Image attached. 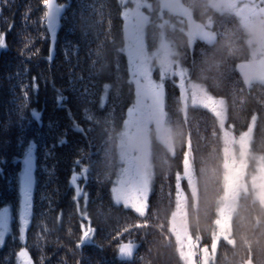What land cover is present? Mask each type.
I'll list each match as a JSON object with an SVG mask.
<instances>
[{
	"label": "trees",
	"instance_id": "1",
	"mask_svg": "<svg viewBox=\"0 0 264 264\" xmlns=\"http://www.w3.org/2000/svg\"><path fill=\"white\" fill-rule=\"evenodd\" d=\"M148 1L146 42L152 50L163 17H158L160 1ZM182 2L194 20H208L214 33L211 42L193 40L189 45L177 15L163 11L168 22L163 30L175 46L176 59L193 83L227 103L228 123L237 134L254 121L252 152L264 156V85L247 87L237 70L248 55L237 18L213 12L206 0ZM54 3L62 11L53 45L42 0H0V34H6V48L0 49V211L5 206L13 210L11 235L0 246V264H16L21 249L31 264H181L170 224L179 193L177 177L189 160L197 192L187 208L188 231L199 245H210L216 202L223 192L217 120L202 109L184 110L177 88L166 79L171 143L169 149L152 144L154 176L146 215L138 217L115 205L111 187L119 164L117 136L135 99L124 52L123 5L119 0ZM25 91L27 104L22 107ZM59 95L66 99L57 103ZM33 109L39 119L32 116ZM77 125L83 131H77ZM61 138L67 141L63 145ZM29 149L33 214L21 240L19 175ZM76 160L81 163L76 165ZM74 169L87 199H73ZM181 185L186 189L184 180ZM252 201L241 200L230 220V236L219 242L212 264H264V213ZM82 225L94 229L83 244ZM130 242L138 249L131 261H123L119 246Z\"/></svg>",
	"mask_w": 264,
	"mask_h": 264
},
{
	"label": "rangeland",
	"instance_id": "2",
	"mask_svg": "<svg viewBox=\"0 0 264 264\" xmlns=\"http://www.w3.org/2000/svg\"><path fill=\"white\" fill-rule=\"evenodd\" d=\"M159 1V18L161 15V18H164L162 13L165 10L172 14L175 13V8L163 0ZM206 1V6L213 12H229L237 18L238 24L244 33L245 45L248 48L247 61H245L246 63H240V66L241 64L252 65L255 72L253 82L250 85H245L247 87L255 83L264 85V0ZM119 2L123 5L122 16L126 43L124 52L131 82L135 87V99L117 136V162L119 164L116 178L111 187V189L115 188L116 194L128 206L117 204L111 193L113 203L124 210L131 211L138 217L146 215L154 176L152 144L159 142L166 149L170 148L168 138L172 133V129L169 125V116L165 105L166 95H164L168 83H166V78H169L178 90L184 110L190 107L202 109L208 113L211 112L219 127L220 144L222 146L221 178L223 192L216 202V216L213 221V234L210 245H199L195 240H192L188 231L187 208L190 202L191 204L195 203L197 192L194 169L189 160L185 163L186 166L184 165L185 172L177 177V191L179 193L174 214L170 221L181 264H212L217 256L219 242L221 240L227 241L230 236V220L236 214L243 198L251 197L252 202L259 205L264 213V156L252 152L251 143L254 137H252L249 130L254 128V121H251L248 129L237 134L233 125L227 123V103L221 98L218 99L212 93H208L203 85L193 83L189 79L187 69L176 59L175 46H172V41L167 38L166 32L163 30V27L167 24L166 19L162 18V23L158 24L160 32L156 40V47L150 50L146 42V27L150 23L151 4L148 0H119ZM181 6L190 13L188 7H185L182 0H179V10H181ZM171 9H174V11L172 12ZM175 14L177 19L180 15L182 16L179 22L183 24V18L186 16ZM193 22L200 23L196 20ZM207 23H209L208 20L203 24L200 23L202 25L199 27L203 26L206 29V35L211 33L213 36L212 24ZM173 28V25H169V29ZM197 30H193L194 36H198ZM185 33L188 44L191 45L194 42V39L191 38V30L187 29ZM101 98L102 101H105V94ZM30 157L29 149L26 156L21 160L18 220L19 213L23 210L24 193L27 190L30 194L34 183L33 165ZM183 180L186 189L181 185ZM12 223L13 210L11 207L5 206L0 211V224L9 227L5 239L11 235ZM125 245H135L138 249V244L135 242L126 243ZM15 263L19 264L18 257Z\"/></svg>",
	"mask_w": 264,
	"mask_h": 264
},
{
	"label": "snow or ice",
	"instance_id": "3",
	"mask_svg": "<svg viewBox=\"0 0 264 264\" xmlns=\"http://www.w3.org/2000/svg\"><path fill=\"white\" fill-rule=\"evenodd\" d=\"M4 2L6 3L7 0H4ZM42 4L44 8L46 9L43 13V18L47 22V30L50 33L51 42L54 45L55 40H56L57 18H58V15H56V13H59L61 11V6H58L57 4H55L54 0H42ZM5 36L6 34H0V49L6 48ZM49 59H51V56L49 57ZM24 87L27 88V85H25ZM34 87L38 88V86L36 85H34ZM64 99L66 98L63 95H59L57 97V103H60ZM26 104H27V92L25 91V104L22 105V107L26 106ZM31 114L34 118L39 119L40 113L37 110L33 109ZM76 130L83 131L82 128H80L78 125L76 126ZM66 142H67L66 139H63V138L59 140L60 145H63ZM48 154H50V150L48 151ZM74 163L76 165H79L81 161L76 160ZM87 171H88L87 168L81 169V172L85 174V178H86ZM80 179H81V176L78 175L74 169L70 177V185L75 186L74 187V197H73L74 200L78 199L81 195H84L85 199H87V193H85L81 189V187L77 184V181H79ZM111 193L113 194L114 201L117 204H122L125 207L128 206L127 203L123 201L119 195L116 194L115 188L111 189ZM22 208H23L22 212L19 213V222H18V229H17L19 233V238L21 240H23L25 237L26 230L29 227V217L32 216L33 214V198L27 190L25 191L24 196H23ZM82 215H83L84 220L88 219L86 212L82 213ZM82 229H83V233L80 237L81 244H83L85 241H89L91 239L92 233L94 232V229L90 226L82 225ZM8 232H9V227L7 225L0 224V246L3 245L5 241V236ZM118 251L120 254V258L122 259L128 258V249H126L123 244L119 246ZM17 255L19 259V264H31V259L26 250L21 249Z\"/></svg>",
	"mask_w": 264,
	"mask_h": 264
},
{
	"label": "flooded vegetation",
	"instance_id": "4",
	"mask_svg": "<svg viewBox=\"0 0 264 264\" xmlns=\"http://www.w3.org/2000/svg\"><path fill=\"white\" fill-rule=\"evenodd\" d=\"M165 3H167V4H169V2L167 1V0H163ZM170 5V4H169ZM168 6V5H167ZM181 8V10H179V9H176V10H178V11H176L175 10V13H178V14H182L183 16H186V17H184L183 18V24H181V22H179L178 23V26L180 27V29H181V32L186 36V30L188 29V30H191V38L192 39H194V40H198V41H203V42H211L212 40H213V36H212V34L210 33V35H206V32H205V28L203 27H199L200 25H202V24H200V23H194L193 21H195L194 20V18L192 17V15H190V13H188L187 11H185V9L186 8H184L183 6H181L180 7ZM171 11L173 12L174 11V9H171ZM218 14H227V13H229V12H227V13H221V12H217ZM174 14V13H173ZM230 14V13H229ZM181 16V15H180ZM179 16V19L180 18H182V16L180 17ZM187 17H188V19H187ZM186 18V19H185ZM190 18V19H189ZM164 19V18H163ZM163 19H161V20H163ZM191 20H193V21H191ZM166 22H167V20H166ZM210 23V22H209ZM209 23H207V24H209ZM167 25H168V22H167ZM196 30V29H198L197 30V34H198V36H194V34L192 33L193 32V30ZM208 33V32H207ZM209 34V33H208ZM205 40V41H204ZM172 46L174 47V44H172ZM175 49V48H174ZM246 63V62H245ZM187 72H188V70H187ZM189 73V72H188ZM166 79H169V78H166ZM196 85V84H195ZM211 113V112H210ZM228 116H227V120H228ZM227 123H228V121H227ZM229 124V123H228ZM231 125V124H230ZM249 132H251V134H252V137H254V134H253V132H254V128H252L251 130H249ZM171 142H170V138H168V144H170ZM235 201V200H234ZM235 203H236V201H235ZM238 206V205H237Z\"/></svg>",
	"mask_w": 264,
	"mask_h": 264
},
{
	"label": "water",
	"instance_id": "5",
	"mask_svg": "<svg viewBox=\"0 0 264 264\" xmlns=\"http://www.w3.org/2000/svg\"><path fill=\"white\" fill-rule=\"evenodd\" d=\"M167 1L173 8L179 9V0H167ZM61 11H62V8H61ZM61 11L59 13H56V15H60ZM46 25H47V22H46ZM237 70L239 74L242 76L243 80H245L246 85H250L253 82L255 72H254L252 65L249 66L246 64H241V66L238 67ZM125 248L128 249V258L122 259L119 256V259L123 261H131L133 259L132 257L135 251L137 250V247L135 245H125Z\"/></svg>",
	"mask_w": 264,
	"mask_h": 264
}]
</instances>
